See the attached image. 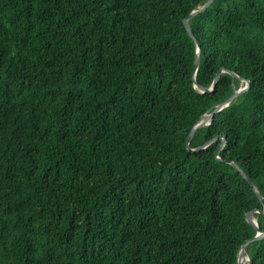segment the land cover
<instances>
[{
  "label": "trees",
  "instance_id": "obj_1",
  "mask_svg": "<svg viewBox=\"0 0 264 264\" xmlns=\"http://www.w3.org/2000/svg\"><path fill=\"white\" fill-rule=\"evenodd\" d=\"M207 1L0 0V264H239L247 213L264 232L232 164L264 198V0H215L193 38ZM223 69L251 86L189 150L243 87L196 88Z\"/></svg>",
  "mask_w": 264,
  "mask_h": 264
},
{
  "label": "water",
  "instance_id": "obj_2",
  "mask_svg": "<svg viewBox=\"0 0 264 264\" xmlns=\"http://www.w3.org/2000/svg\"><path fill=\"white\" fill-rule=\"evenodd\" d=\"M215 0H208L203 6L199 7L198 9L194 10L187 18L184 19V25L188 31V33L193 37L195 38L194 36V33L191 29V26H190V20L195 17L196 15H198L199 13L205 11ZM200 62H201V49L200 47L198 46V51H197V56H196V61H195V69H194V80H196V74H197V71L199 69V66H200ZM223 72H229L231 73L233 76L235 77H239L236 73L232 72V71H229V70H226V69H223L221 70L217 77L215 78L214 80V83L213 85L210 87V88H205V87H202L200 86L198 83H195V86L196 88L201 92V93H206V92H213L214 89L216 88L217 84H218V81H219V78H220V75L221 73ZM240 78V77H239ZM242 81H245L246 83V86L244 87H241L239 88L238 90H236L232 96L230 98H228L225 102L219 104L216 106L215 110L210 113V114H206L202 117V120H200L195 126L194 128L192 129L189 137H188V140H187V146H188V149L191 150L190 148V142L193 138V136L195 135V133L201 129V128H204V127H207L209 126L212 122H213V119H214V116L215 114L219 113L221 110H223L224 108H226L227 106H229L230 103H232L236 98H238L241 94L245 93L246 91L249 90L250 86H251V82L250 80H246L244 78H240ZM213 142V141H212ZM212 142H209L207 143L206 145L202 146V147H199L197 149H194L195 151H198V150H201L205 147H207L208 145H210ZM226 144V139L225 137H223V143L220 147V150L223 149V147L225 146ZM233 166L244 176V178L250 182V184L253 186L254 188V191L256 192L257 196L259 197L260 201L262 202V204H264V198L262 197V195L258 192V190L254 187L253 183L250 181V178L247 176L246 172H244V170L237 164V163H232ZM256 212H259L258 210H252L251 212L247 213L246 215V219H247V222L250 223L256 230H257V235L254 237V239H251V240H248L247 242H245L241 249H240V252H239V256H238V263L239 264H251V261H250V258L249 256L247 255V251H246V248L247 246L253 242V241H257V240H260L264 237V232L261 230L257 220L254 218V214ZM264 213V211H263Z\"/></svg>",
  "mask_w": 264,
  "mask_h": 264
},
{
  "label": "rangeland",
  "instance_id": "obj_3",
  "mask_svg": "<svg viewBox=\"0 0 264 264\" xmlns=\"http://www.w3.org/2000/svg\"><path fill=\"white\" fill-rule=\"evenodd\" d=\"M242 84H243V87H244V86H246V83H245V81H242Z\"/></svg>",
  "mask_w": 264,
  "mask_h": 264
}]
</instances>
